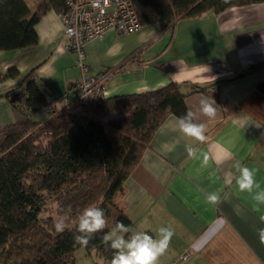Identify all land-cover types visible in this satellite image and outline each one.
Masks as SVG:
<instances>
[{"label":"crops","instance_id":"crops-1","mask_svg":"<svg viewBox=\"0 0 264 264\" xmlns=\"http://www.w3.org/2000/svg\"><path fill=\"white\" fill-rule=\"evenodd\" d=\"M24 1L32 16L43 0ZM35 30L37 46L0 51V95L17 88L38 67L35 78L48 108L61 112L66 108L63 95L81 79L76 56L68 50L56 10L48 11ZM85 51L91 76L109 74L107 98L177 83L187 95V109L196 113L195 122L205 127L200 142L184 136L178 117L170 116L117 198L134 231L154 238L160 227L174 231L157 264H264L258 238L264 205L257 206L236 184L237 165H242L255 170L264 190V94L257 89L264 67L244 75L264 61V3L181 18L170 27L157 23L129 36L111 31ZM11 69L20 76L2 79ZM204 99L216 108L214 118L197 111ZM48 108L34 119L50 120ZM23 119L7 98H0V130ZM186 145L197 149L194 158ZM211 193L220 195L217 205L206 202Z\"/></svg>","mask_w":264,"mask_h":264},{"label":"trees","instance_id":"trees-1","mask_svg":"<svg viewBox=\"0 0 264 264\" xmlns=\"http://www.w3.org/2000/svg\"><path fill=\"white\" fill-rule=\"evenodd\" d=\"M132 2L143 28L157 23L170 27L181 18L264 0ZM52 9L63 13L62 0L39 2L32 16L24 0H0V51L37 46L35 27ZM263 67L264 61L246 69L244 75ZM37 69L25 74L17 88L0 95L24 116L0 130V264H75L74 254L81 248L89 256L96 253L101 264H111L113 250L104 244L103 235L119 222L134 227L117 198L155 132L170 116L186 114L187 95L179 84L171 83L150 93L76 101L51 113L35 78ZM19 76L11 69L2 79ZM257 89L264 94V81ZM47 108L50 120L34 119ZM46 194L67 224L62 233L55 230L53 217L40 219ZM89 206L104 210L106 227L82 247L74 244L73 237L79 234L80 214Z\"/></svg>","mask_w":264,"mask_h":264},{"label":"clouds","instance_id":"clouds-1","mask_svg":"<svg viewBox=\"0 0 264 264\" xmlns=\"http://www.w3.org/2000/svg\"><path fill=\"white\" fill-rule=\"evenodd\" d=\"M224 2L227 3V0ZM197 111L208 118H214L216 115V108L207 99L200 101ZM195 119L196 113L189 109L185 115L178 118V130L186 137L203 142L205 127L203 124L196 123ZM186 151L189 157L194 158L197 149L186 145ZM237 169L239 175L236 178V184L239 191L249 193L257 206L264 205V190H261V185L255 179V170L242 165H237ZM206 202L217 205L220 202V195L208 194ZM259 219L264 223V215H261ZM54 227L58 233H62L67 224L61 218L54 221ZM105 227L106 219L102 208L94 206L84 208L76 229L79 234L73 237L74 244L87 246L95 234L104 230ZM173 236L174 231L170 227H160L158 237L154 238L148 232L134 231L132 227L119 222L106 232L102 239L104 244L113 250L111 264H157L158 258L167 251ZM258 238L259 243L264 245V228L258 229Z\"/></svg>","mask_w":264,"mask_h":264},{"label":"built area","instance_id":"built-area-1","mask_svg":"<svg viewBox=\"0 0 264 264\" xmlns=\"http://www.w3.org/2000/svg\"><path fill=\"white\" fill-rule=\"evenodd\" d=\"M65 11L59 14L68 50L76 56L81 79L70 85L63 100L66 107L76 101H93L106 97L109 74L91 76L86 64V46L114 31L129 36L142 29L132 0H62ZM51 113L54 110H50Z\"/></svg>","mask_w":264,"mask_h":264},{"label":"rangeland","instance_id":"rangeland-1","mask_svg":"<svg viewBox=\"0 0 264 264\" xmlns=\"http://www.w3.org/2000/svg\"><path fill=\"white\" fill-rule=\"evenodd\" d=\"M38 119L41 120L42 116L38 117ZM45 196H46L45 207L43 209V213L40 215V219L46 220L49 217H53L54 221L61 219V217L57 215V211H56L57 205L54 202H52L50 198H48L47 194ZM74 257H75V264L102 263V260L99 259L96 253H92V255L89 256L84 248L78 249L75 252Z\"/></svg>","mask_w":264,"mask_h":264},{"label":"bare ground","instance_id":"bare-ground-1","mask_svg":"<svg viewBox=\"0 0 264 264\" xmlns=\"http://www.w3.org/2000/svg\"><path fill=\"white\" fill-rule=\"evenodd\" d=\"M107 82V81H106ZM105 87V86H104Z\"/></svg>","mask_w":264,"mask_h":264}]
</instances>
